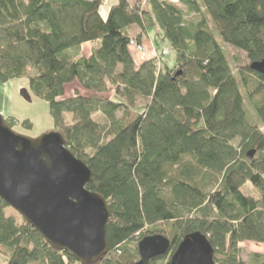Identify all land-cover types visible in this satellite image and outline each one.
Here are the masks:
<instances>
[{"label": "trees", "instance_id": "obj_1", "mask_svg": "<svg viewBox=\"0 0 264 264\" xmlns=\"http://www.w3.org/2000/svg\"><path fill=\"white\" fill-rule=\"evenodd\" d=\"M101 4L0 0V82L28 81L48 105L52 131L91 171L86 189L108 204V253L98 264H135L138 251L129 245L157 235L170 247L149 264H169L192 233L207 238L214 264H264L259 253L243 260L240 248H264V133L246 117L223 50L250 64L264 60V0H178L180 7L145 0L142 8L117 0L104 19ZM190 14L199 19L188 21ZM151 33L156 50L167 42L175 53L173 65L134 61L129 42L141 45ZM86 43L96 47L83 56ZM249 66L240 83L264 127V75ZM74 83L79 88L67 95ZM97 113L105 125L93 120ZM4 122L13 131L14 121ZM247 184L256 197L242 193ZM7 209L0 199L5 264H79Z\"/></svg>", "mask_w": 264, "mask_h": 264}, {"label": "water", "instance_id": "obj_2", "mask_svg": "<svg viewBox=\"0 0 264 264\" xmlns=\"http://www.w3.org/2000/svg\"><path fill=\"white\" fill-rule=\"evenodd\" d=\"M249 69L264 75V60ZM20 97L31 101L26 90ZM91 179V171L66 149L59 133L29 139L11 131L0 116V199L52 249L79 264H98L108 253L109 207L86 189ZM169 247L163 236L145 237L138 243L135 264H149ZM169 264H214V251L205 236L192 233L181 240Z\"/></svg>", "mask_w": 264, "mask_h": 264}, {"label": "rangeland", "instance_id": "obj_3", "mask_svg": "<svg viewBox=\"0 0 264 264\" xmlns=\"http://www.w3.org/2000/svg\"><path fill=\"white\" fill-rule=\"evenodd\" d=\"M101 1H102V4L99 8V14L104 19L107 16L109 8L112 5H114L117 2V0H101ZM127 1L130 5L140 3L141 8L144 6V2H145V0H127ZM172 4L180 7L178 5V2L172 3ZM201 17H204V19H206L209 22V18L204 13V11ZM185 19L191 22H195L199 19V16L192 15V14L185 15ZM138 34H139V31L136 28L131 29V35L133 38L136 37ZM152 38H153V33H151V35H148V36L146 35L141 39V45L143 46V48L145 49L147 53L146 58H143V59H154L156 54H160L161 50H169L167 42L161 44L159 51L156 50L154 48ZM95 47L96 46L94 44H91V45L89 44V46H85L82 48L83 50L82 53L88 55L90 54V52H92V50ZM223 50L226 55L231 72L233 76L236 78V80L239 82V87H240L241 93L244 98V106L247 111L246 117L252 125L258 127L264 133V127L261 125L260 120L256 116L254 108L250 100L247 97L246 91L244 90L242 84L240 83V78L243 76L246 77L247 73L245 71V68H247L250 65V63L246 59L245 54L243 53L235 51L226 46H224ZM132 56H133L134 61L137 64L141 62L142 58L138 56L136 53H134ZM155 59L154 61L157 67L162 66L161 65L162 63L166 64L167 66H171L175 62L176 57H175V53L169 50L167 56L160 58L158 60H155ZM78 88L79 86L76 83L67 86L66 88L67 95L72 94L74 89H78ZM22 90L27 91L31 99L30 102H26L20 97V92ZM81 93L84 94V92L82 91ZM107 95L111 99L114 98L113 93H109ZM0 116L5 121L13 120L15 123L13 127V131L16 134L27 137L29 139H37L41 135L53 132L52 130L54 126H53V121L49 114L48 105L42 100L36 98L32 94L29 88L28 81L26 79L13 80L7 83L0 82ZM116 117L120 118L121 114L118 113ZM93 120H95L100 125H105L107 123L106 119L100 113L94 114ZM26 121L31 123V129L29 130L25 129L22 126V124ZM65 121L66 123H70L71 122L70 116L67 115ZM233 144L236 145L237 142H234ZM241 191L246 196L256 197V193L253 191L252 186H250L249 184L245 185ZM5 215L7 217H12L16 220L19 219L18 214L12 209L5 210ZM138 243L139 241L135 239L129 245L128 250L130 253L131 251L137 250ZM241 251H242V259L245 261L248 260L251 253L264 254L263 247L254 246L252 244H245L241 246ZM5 260H6L5 256L0 251V264H5Z\"/></svg>", "mask_w": 264, "mask_h": 264}, {"label": "built area", "instance_id": "obj_4", "mask_svg": "<svg viewBox=\"0 0 264 264\" xmlns=\"http://www.w3.org/2000/svg\"><path fill=\"white\" fill-rule=\"evenodd\" d=\"M169 1L172 3L178 2V0H169ZM129 47L132 48L133 52L136 53L138 56H140L142 59L146 58L147 53H146V51L142 45H138L135 43L134 40H131L129 42ZM168 52H169V50H161L160 54L155 55L154 59L156 58L155 60H158L160 58H163V57L167 56Z\"/></svg>", "mask_w": 264, "mask_h": 264}, {"label": "crops", "instance_id": "obj_5", "mask_svg": "<svg viewBox=\"0 0 264 264\" xmlns=\"http://www.w3.org/2000/svg\"><path fill=\"white\" fill-rule=\"evenodd\" d=\"M130 32H131V31H130ZM89 44H90V43H86V44H83V45L81 46L80 51H81V54H82L83 56H88V55H90V54L87 55V54L82 53V52H83L82 48L85 47V46H89ZM90 45H91V44H90ZM84 51H85V50H84ZM90 53H91V52H90ZM245 244H250V243H244V244H241V245H240V248H241V246H243V245H245ZM252 245H253V244H252ZM254 246H255V245H254ZM259 247H262V246H259Z\"/></svg>", "mask_w": 264, "mask_h": 264}]
</instances>
